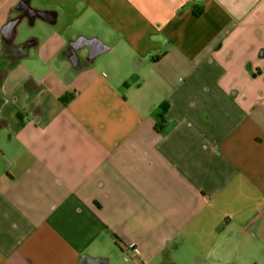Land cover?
<instances>
[{
    "label": "crops",
    "instance_id": "0c3cea01",
    "mask_svg": "<svg viewBox=\"0 0 264 264\" xmlns=\"http://www.w3.org/2000/svg\"><path fill=\"white\" fill-rule=\"evenodd\" d=\"M263 214L264 0H0V264H264Z\"/></svg>",
    "mask_w": 264,
    "mask_h": 264
},
{
    "label": "water",
    "instance_id": "95a60500",
    "mask_svg": "<svg viewBox=\"0 0 264 264\" xmlns=\"http://www.w3.org/2000/svg\"><path fill=\"white\" fill-rule=\"evenodd\" d=\"M18 20H11L10 22H8L5 27L2 30V33L4 35V37L7 40H11L14 36V31H15V25L17 24Z\"/></svg>",
    "mask_w": 264,
    "mask_h": 264
},
{
    "label": "built area",
    "instance_id": "2783aa9c",
    "mask_svg": "<svg viewBox=\"0 0 264 264\" xmlns=\"http://www.w3.org/2000/svg\"><path fill=\"white\" fill-rule=\"evenodd\" d=\"M263 217H264V214H263ZM131 255H132L133 257H135V255H136V250H132Z\"/></svg>",
    "mask_w": 264,
    "mask_h": 264
},
{
    "label": "trees",
    "instance_id": "16d2710c",
    "mask_svg": "<svg viewBox=\"0 0 264 264\" xmlns=\"http://www.w3.org/2000/svg\"><path fill=\"white\" fill-rule=\"evenodd\" d=\"M200 12H196V14L198 15Z\"/></svg>",
    "mask_w": 264,
    "mask_h": 264
}]
</instances>
